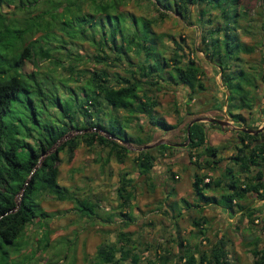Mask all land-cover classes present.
<instances>
[{"label":"trees","instance_id":"trees-1","mask_svg":"<svg viewBox=\"0 0 264 264\" xmlns=\"http://www.w3.org/2000/svg\"><path fill=\"white\" fill-rule=\"evenodd\" d=\"M14 1L0 0V17L4 14L1 6L10 7ZM237 1L153 0L150 4L161 19L169 17L167 11L172 10L183 22L188 19L192 6L200 7L198 22L201 21L200 26L203 28H200L201 40L205 43L206 36L211 37L206 42L208 64L218 70L222 86L228 94L227 99L232 97L231 101L238 98L241 100L231 110L227 109L226 114L232 122L238 123V126L256 130L258 127H253V123L257 119L247 125L246 119L240 113L242 109L258 113L263 108L264 96H259L256 92L254 97H251L250 91H246L247 88L242 86V82L248 78L244 74L245 70L241 68L245 61L240 56L251 49L244 43L243 49H239L240 41L234 33L242 18L248 19L245 11H238ZM18 3L29 9L27 20H33L25 22L24 30L11 34V37L25 44L20 54L14 56L11 62H0V264H44L41 263L43 259L45 264H51L52 259L59 263L68 256H61V250L54 252L55 248L51 257H39L40 252H52L49 232L45 229L41 235L38 231L34 235L29 233L32 227H41L42 222L47 224L56 214L42 208V198L52 194L59 201L72 202L73 209L80 217L88 219L96 216L98 208L97 203L80 199L59 185L58 163L62 160L60 154L71 163L80 148L98 149L97 158L102 160L103 164H107L111 159H115L120 165L124 164L129 150L123 143L142 147L153 142L154 131L162 129L166 132L176 128V125L158 117L159 103L156 96L150 94L151 89H144V80L148 81L149 86L157 87V91L162 89L159 86L160 81H169L170 84L181 86L191 100V93L205 87L201 77H205L206 81L208 77L205 70L195 61L185 59L182 47L175 41L171 43L172 56L167 58L165 51L168 47L164 42L166 35H159L152 30L151 25L154 22L151 19L125 15L120 10L119 1L18 0ZM262 3L264 4V0ZM12 7L15 10L12 9L4 15L14 14L16 18L21 11L16 10L19 7ZM214 11L220 12L224 23L212 28L210 16ZM205 16L209 17L203 22ZM15 18H0V58L9 57L6 51L8 47L3 45L8 36L3 35L2 31H7L8 24L16 22ZM205 24H208L207 29L204 28ZM262 27L264 28V22ZM106 28L109 32L105 31ZM97 29H100L98 38ZM220 33L222 38L215 37ZM26 34L37 41L30 43L24 40L23 36ZM40 39L46 41L47 46L40 44L37 47L35 44ZM86 39L95 49L93 61L97 62L99 67L90 71H78L74 69L77 62L75 59H68L69 64L66 66L60 57H53L65 49V44L75 45L78 40ZM133 44L138 46L134 53V62L129 59L127 53ZM262 47L264 49V39ZM51 59L59 64L52 65ZM26 60L31 61L33 68L37 70L29 74L24 71L18 73L15 69L19 67L22 70ZM40 60L45 63L39 64ZM124 60L134 64L129 76L109 73V67L115 69ZM259 65L263 68L259 81L264 83V53ZM59 68L69 71L70 75H58ZM52 75L57 81H61V84L77 82L80 76H86L84 83L77 86L78 92L68 85L72 95H81L75 109L68 108L66 103L62 104L57 98L49 100L47 94H43L46 97L43 96L42 105L34 103L28 96L22 98V92L27 86L25 79L37 80L42 77L48 82ZM113 78L123 84L115 86L110 81ZM248 86L257 89L255 84L248 83L246 87ZM25 99L28 100V105L20 106V101ZM51 105L56 111L55 116L49 114ZM174 110L178 112L177 109ZM132 115L144 117L143 124H133ZM188 124L184 127V142L187 141ZM204 125V122L194 123L189 128L187 148L191 150L189 155L192 163L200 171L194 173L193 194L206 205H210L217 203L218 197L206 195L203 190L217 192L227 188L226 194L220 195V200L226 203L229 212H246L242 218H248V223L254 225L252 216L256 209L240 202L248 199L253 193L264 201V131L256 136L236 132L238 145L235 146V154L229 159L231 165L226 163L223 167L226 175L224 179L228 180L224 182L219 178L213 180L211 177L212 172L217 169L215 164L222 159L215 161L219 150L208 143ZM72 131L77 133L66 138ZM259 139L261 141H258ZM171 150L172 146L163 143L139 151L133 158L139 175L148 179L157 168L159 158L170 159L168 154H171ZM234 167L244 174L242 181L235 176ZM169 174L172 180H177V174L173 171ZM205 179L208 180L204 182ZM132 181L133 179L124 173L116 189L119 200L116 209L118 215L124 218V226L131 220L129 213L126 214L123 210L132 207ZM235 205L238 209H234ZM109 219L110 216L103 220L108 222ZM260 219L263 225L259 232H263L264 212L261 213ZM205 223L207 219L204 217L192 221L195 237H201L203 241H207L203 230ZM193 232L194 230L191 234ZM260 240L264 239L253 237L249 245L254 264H264V242L260 247ZM228 241L222 234L207 250H201L197 246L191 248L187 240L180 238L177 241L181 253L178 256L179 261L170 257L167 251H159L152 259L145 258L146 262L142 263L141 256L137 253V244L131 235L119 232L114 240H104L98 245L93 264H231Z\"/></svg>","mask_w":264,"mask_h":264},{"label":"rangeland","instance_id":"rangeland-1","mask_svg":"<svg viewBox=\"0 0 264 264\" xmlns=\"http://www.w3.org/2000/svg\"><path fill=\"white\" fill-rule=\"evenodd\" d=\"M116 1L120 2V10L125 15L142 16L151 19L154 22L151 25L152 30L159 35H166L164 42L166 47H168L165 51L167 58L172 56L171 43L177 42L183 49L185 59H192L200 65L205 70L208 80L206 81L205 77H201L202 82L205 83V87L203 90H197L191 94L188 93L192 98L191 100H189V96H187L184 88L181 86L170 84L169 81H160L159 86L162 89L157 91V87L149 86L148 81L144 80L146 82L144 89H151L150 94H154L159 103L157 107L158 117L165 119L171 125H176V128L173 130L165 132L160 129L152 135L154 142L151 144L162 140L170 144L173 150H171V154H168L170 159L159 158L157 168L153 170L148 179L139 175L133 162V158L143 146L123 143L129 150V153L128 158L122 165L115 159H111L107 164H103V161L97 158L99 154L98 149L87 150L86 148H80L71 163H68L65 160V156L60 154L62 160L58 163L60 171L58 178L59 185L68 189L80 199H87L88 201L97 203L98 208L96 209V216L88 219L80 217V214L73 209L74 205L72 202L67 200L59 201L52 194L45 195L40 201L42 208L47 212H55L56 214L47 224L42 222L41 227H32L29 232L30 235H34L38 231L41 235L46 229L50 234L49 241L52 252L50 250L45 254L44 252H40L39 257H51L55 248L54 252L61 250L62 253L60 255H67L68 258L66 260L62 259L59 263L54 262L52 259L51 264H93L98 245L104 240H114L119 232H124L129 233L132 240L137 244V253L141 256L142 263L146 262L145 258L152 259L155 253L157 254L159 251L161 253L167 251L168 255L177 261L178 256L181 254L177 243L180 238L187 240L191 248L196 245L201 250H207L223 234L224 237L229 239L228 250L231 264H254V258L250 253L251 246L249 245L253 237L258 236L264 239V231L259 232V229L263 225L261 224L260 216L264 212V201L257 194L253 193L248 199H243L240 202L242 205L256 209V212L252 216L254 225H251L248 223V218H242V215H245L246 212L241 210L229 212L225 206L226 203L220 200V195L226 194L227 188L217 190V192L204 189L203 192L206 195L218 197L219 201L210 205H206L192 191L194 173H200V171H198L195 164L190 162L187 145L183 146L185 125L197 118H216L231 122L229 126L223 129L217 124L208 122H204L205 125L203 126L207 131L208 143L219 150L215 161H218L219 158L222 159V161L215 164L217 169L212 174L210 173L211 177L213 180L219 178L224 180V182L228 180L225 181L224 179L226 175L223 172V167L226 163L231 165L229 159L235 154V146L238 145V139L236 138L238 130L235 128L240 127L238 123H233L231 118L226 114L227 109L231 110L235 104L241 102L240 98L235 101H231L232 97L229 100L227 99L228 94H226L222 86L218 70L208 64L206 53L208 46L206 42L211 37L209 35L206 36L205 43L201 40L200 28L202 26H200L201 21L198 22L200 7L192 6L188 19L186 22H183L173 14L172 10L167 11L169 17L161 19L152 4H150V1L153 0ZM262 2L263 0L237 1L238 11H245L248 18L244 20L242 18L240 26H237L234 33L240 41V44H238L239 49H243L244 44L251 49L250 52L246 54L241 53L240 56L245 61L241 68L245 70L244 74L248 78L245 82H242V86L244 89L247 88L246 91H250L251 97H254V93L256 92L259 96H264V83L259 81L263 73V68L259 63L262 59V53H264L262 47L264 39V28L262 27V23L264 22V4ZM11 4L10 7L2 5V13L5 14L11 11L13 9L12 6L19 7L16 10L21 12L16 17L17 19L14 14L10 16L1 14L2 17L0 18H8V20L15 18L16 20L14 24H8L7 31H2L3 35L8 36L3 45L8 47L6 51L9 57L5 59L0 58L1 63H5V60L11 62L13 58L20 54V50L25 44L11 37V34L14 35L17 31L24 30L25 22L33 20L32 18L27 20L29 9L18 3V0H15ZM208 17L205 16L202 21L206 22ZM210 19L212 20V28L217 25L221 26L224 23L219 11L212 12ZM207 26L208 24H205L204 28L207 29ZM105 31L109 32L108 28ZM99 32L100 29H97V38L99 37ZM215 37L222 38V34H216ZM23 39L30 43L37 41V39L33 40L30 38L29 34L24 35ZM38 41L35 44L37 47L40 44L46 45V41L41 39ZM137 48L138 46L133 44L127 50L129 59H132L133 62L135 61L134 53L137 51ZM1 50L6 53L4 49ZM58 54H54L53 57H60L66 66L69 64L67 62L68 59H75L77 62L74 64V69L78 71L86 69L90 71L99 67V64L93 61L96 52L88 39L84 41L78 40L75 45L65 44V49H62L60 54ZM51 61L52 65L59 64L54 59H51ZM30 63L31 61L26 60L23 62L24 67L22 70L19 67L15 70L18 73L24 71L25 74L37 70ZM44 63V60L39 61V64L43 65ZM241 63L243 62L241 61ZM133 65L124 60L115 69L109 67L108 71L109 73H113V75L120 74L122 77H127L130 75L129 71L134 69ZM48 67H50V64ZM10 68L12 69V66ZM58 73V75H65V77L70 75L69 71H64L61 68H59ZM85 79L86 76H80L77 82L69 81L66 84H61V81H57L54 76L48 82L42 77L37 80L32 78L30 80L25 79L27 86L25 91L22 92V98L28 96L34 103L42 105L43 96L46 97L45 95L47 94L49 100L52 101L53 98H57L62 104L66 103L68 108L75 109L78 101L81 99V95L79 93L72 95V92L68 89V85L73 87L75 92H78L77 86L82 85ZM110 81L115 86L123 84L122 81L119 83L114 81V78ZM248 83L257 85V89L254 90L253 87H246ZM262 104L263 108L259 110V114L247 109L240 110V113L246 119L247 125H250L253 123L252 121L257 119L253 123V127L257 126L260 128L264 126V99H262ZM19 105H28V100L20 101ZM174 109H177L178 112H175ZM49 114L51 116H55L56 114L52 105ZM76 133V131H72L66 138ZM189 151L191 150L189 149ZM170 171L178 174L179 179L172 180L169 174ZM234 172L239 181L244 179V174L237 167H234ZM124 173L133 179L131 190H134V197L131 201L132 207L123 210L131 216V220L127 226L123 225L122 220L124 218L118 215V210L116 209L119 203L116 189ZM237 203L238 200H236ZM194 205H198V207ZM235 208L238 209L237 205L234 206ZM111 215L113 216L111 217ZM108 216H110L109 221L104 222L103 219H106ZM200 217L207 219V223L203 224L204 236L207 241L201 240V237H195V228L192 225V221ZM193 230L194 232L191 234ZM263 242L264 240H260V247L263 245ZM43 260L41 263L45 264L46 262Z\"/></svg>","mask_w":264,"mask_h":264},{"label":"water","instance_id":"water-1","mask_svg":"<svg viewBox=\"0 0 264 264\" xmlns=\"http://www.w3.org/2000/svg\"><path fill=\"white\" fill-rule=\"evenodd\" d=\"M200 122H208V123H215L217 124L221 129L229 126L231 124V122L229 121H226V120H219V119H216V118H197V119H194L192 120L189 124H188V127H187V141L183 143V146L185 147L187 144H188V140H189V128L192 124L194 123H200ZM264 124V122H263ZM236 130H238L239 132H242V133H247V134H250V135H258L260 132L264 131V126L263 127H260L256 130H253V129H246L245 127L241 126V127H236L235 128ZM165 142H163L162 140L161 141H158L156 143H153V144H149V145H145L143 146L142 148L139 149V151H142V150H148L150 148H153L159 144H163ZM170 145V144H169Z\"/></svg>","mask_w":264,"mask_h":264},{"label":"crops","instance_id":"crops-1","mask_svg":"<svg viewBox=\"0 0 264 264\" xmlns=\"http://www.w3.org/2000/svg\"><path fill=\"white\" fill-rule=\"evenodd\" d=\"M132 116H133V118H132V119H133V122H132L133 124H135V123L143 124V122H144V117H142V116L139 117V116H137V115H132ZM141 122H142V123H141ZM132 123H131V125H130L131 128L133 127V124H132ZM131 128H130V129H131ZM128 131H129V130H128ZM156 131H157V130H156ZM156 131H154V133H153L152 135H154ZM153 142H154V139H153ZM151 143H152V142H151ZM151 143H150V144H151ZM176 178L179 179V175H178V174H177ZM207 180H208V179H205L204 182H206ZM222 217L224 218V216H222ZM226 220H228V219L226 218ZM230 221H231V220H230ZM194 247H196V245H194L193 248H194Z\"/></svg>","mask_w":264,"mask_h":264},{"label":"flooded vegetation","instance_id":"flooded-vegetation-1","mask_svg":"<svg viewBox=\"0 0 264 264\" xmlns=\"http://www.w3.org/2000/svg\"><path fill=\"white\" fill-rule=\"evenodd\" d=\"M234 123V122H233ZM232 123V124H233ZM237 132H239V131H237ZM258 141H261V139H259ZM188 155H189V149H188ZM190 157V156H189ZM190 162H192V160H191V157H190Z\"/></svg>","mask_w":264,"mask_h":264}]
</instances>
